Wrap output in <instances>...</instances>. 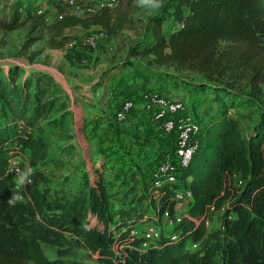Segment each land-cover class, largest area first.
I'll list each match as a JSON object with an SVG mask.
<instances>
[{"label": "trees", "instance_id": "trees-1", "mask_svg": "<svg viewBox=\"0 0 264 264\" xmlns=\"http://www.w3.org/2000/svg\"><path fill=\"white\" fill-rule=\"evenodd\" d=\"M35 2L0 0V28H20L36 14L44 21L46 13L35 11ZM113 11L64 17L55 28L111 27ZM129 55L152 56L158 65L201 75L180 79L137 64L162 90L180 83L208 103L199 146L175 182L155 185L138 168L131 175L132 188L141 191L138 199L148 193L159 215H174L175 191L189 189L186 213L172 230L176 237L161 233L144 246L146 240L131 233L143 219L142 209L115 204L102 183L86 180L75 191L30 188L33 214L25 211L9 160L28 153L33 166L43 161L41 121L61 131L66 117L49 74L25 73L11 64L0 72V264H264V0H164ZM239 109L244 112L236 115ZM54 111L60 114L50 116ZM243 119L251 123L246 135ZM239 159L246 160L248 175L236 187L231 169ZM34 177L37 184L42 181ZM218 210L219 226L207 229L206 220ZM42 244L52 246L55 256L47 257Z\"/></svg>", "mask_w": 264, "mask_h": 264}, {"label": "rangeland", "instance_id": "rangeland-1", "mask_svg": "<svg viewBox=\"0 0 264 264\" xmlns=\"http://www.w3.org/2000/svg\"><path fill=\"white\" fill-rule=\"evenodd\" d=\"M163 2L118 0L113 7L116 15L111 20V27L80 23L56 30V23L64 17L84 19L94 11H86V6L66 11L63 0H36L34 9L46 13L44 21L36 14L20 28H0V72H6L13 64L25 73L36 69L33 71L49 74L52 89L63 102L66 117L61 131L49 127L44 119L41 121L47 148L43 161L33 166L28 153L21 154V173L15 186L29 214H33L30 188L75 191L86 180L93 186L102 183L115 204H135L142 209L143 219L133 231L146 240L144 246L159 240L161 233L176 234L172 232L173 227L179 217L185 215L188 201L184 198L177 203L176 212L170 217L159 215L153 197L146 193L147 197L140 201L141 191L138 187L132 188L131 181L136 168L141 170L143 179L154 183L155 180L165 181L155 172L163 160L168 158L176 166L174 132L165 131L162 123L151 117L141 101L142 94L149 88L164 90L142 73L137 64L169 71L180 79L201 77L174 65H158L152 56L129 55V47L141 39L147 19ZM119 11L127 15L118 16ZM60 14H63L62 18H59ZM99 33L102 36L95 47L82 45L85 36ZM71 41L74 44L69 46ZM165 93L186 101L187 111L176 114L174 119L197 122L200 129L195 136L200 140L203 134L201 119L209 111L206 100L188 93L180 83L170 85ZM125 100H131L133 106L123 119L117 114ZM260 101L264 107V98ZM239 110L236 115L244 112ZM58 112L54 111L50 116H58ZM250 124L249 119L240 120L243 135L247 134ZM34 174L40 176V183L35 182ZM247 175V162L239 159L231 169L233 184L242 186ZM221 213L218 210L208 218L207 229L219 226ZM90 220L91 224H97L95 217L90 216ZM148 232H153L149 239L146 237ZM41 246L47 257L55 256L52 246ZM194 247L196 245H192Z\"/></svg>", "mask_w": 264, "mask_h": 264}, {"label": "built area", "instance_id": "built-area-1", "mask_svg": "<svg viewBox=\"0 0 264 264\" xmlns=\"http://www.w3.org/2000/svg\"><path fill=\"white\" fill-rule=\"evenodd\" d=\"M65 5L64 9L70 11L75 8L86 6V11L96 12L102 8H113L118 3V0H63ZM61 13V12H60ZM63 14L59 15L62 18ZM102 36V33L87 35L83 39V44L89 47H95L97 39ZM74 42H70L69 46H72ZM133 102L131 100H125L123 108L118 112V116L126 118V114L132 108ZM142 106L151 113V117L162 123V127L165 131L174 132L176 137V147L174 154L176 156V166L167 158L163 160L156 169V174L165 178L163 180H155L153 184L160 185L163 182H175L177 180L176 174L179 168L187 166L192 155L197 150L200 140L195 136L200 129L197 122H185L177 121L173 118L178 113H185L187 111V103L181 97H172L161 90H147L142 94ZM188 120V118H187ZM20 157L16 156L9 160V170L12 172L15 181L18 179L21 173ZM30 178V177H29ZM176 204L185 198V201L191 198L190 191L186 189H177L174 194ZM162 215L170 217L167 212ZM207 221V220H206ZM132 234L135 232L132 230ZM153 235V232H148L146 237L148 239ZM155 235H157L155 233ZM173 234L171 238H175ZM146 243V242H145ZM144 243V244H145Z\"/></svg>", "mask_w": 264, "mask_h": 264}, {"label": "crops", "instance_id": "crops-1", "mask_svg": "<svg viewBox=\"0 0 264 264\" xmlns=\"http://www.w3.org/2000/svg\"><path fill=\"white\" fill-rule=\"evenodd\" d=\"M190 200H191V198H190L189 200H187V201H188V202H187L188 204L190 203Z\"/></svg>", "mask_w": 264, "mask_h": 264}, {"label": "clouds", "instance_id": "clouds-1", "mask_svg": "<svg viewBox=\"0 0 264 264\" xmlns=\"http://www.w3.org/2000/svg\"><path fill=\"white\" fill-rule=\"evenodd\" d=\"M12 202H13V201H11V200L9 201V203H12Z\"/></svg>", "mask_w": 264, "mask_h": 264}]
</instances>
